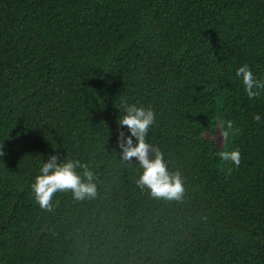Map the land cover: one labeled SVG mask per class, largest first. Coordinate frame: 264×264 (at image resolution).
<instances>
[{
	"label": "trees",
	"instance_id": "1",
	"mask_svg": "<svg viewBox=\"0 0 264 264\" xmlns=\"http://www.w3.org/2000/svg\"><path fill=\"white\" fill-rule=\"evenodd\" d=\"M244 64L264 81V0H0V264H264V90L247 97ZM132 104L154 111L180 200L121 159ZM50 155L87 165L96 197L40 208Z\"/></svg>",
	"mask_w": 264,
	"mask_h": 264
},
{
	"label": "clouds",
	"instance_id": "2",
	"mask_svg": "<svg viewBox=\"0 0 264 264\" xmlns=\"http://www.w3.org/2000/svg\"><path fill=\"white\" fill-rule=\"evenodd\" d=\"M236 76L242 80L250 100L258 97L261 94L260 90H264V81L254 78L248 64L240 66ZM125 112L126 114L121 116L118 124L126 127L130 135L126 136L124 131H119L118 147L122 150L120 156L123 161L131 162L135 158L143 170L136 181L137 186L141 189H149L151 196L156 199L180 200L185 191L181 173L179 171L170 173L162 151L146 142L149 129L155 122L154 111L150 107H138L132 104L125 105ZM253 118L257 123H264L259 114H254ZM238 131L234 122L228 120L226 129L221 132V135L224 139H228L230 135ZM133 138H135V144ZM150 153L153 154L152 157ZM3 155L2 146H0V156ZM217 155L220 159L233 162L236 167L240 166L239 150L219 151ZM77 168L83 169L82 174L77 173ZM39 172L40 174L35 177L30 187L35 202L46 211L52 210V199L57 192L71 191L73 198L77 201L95 198L97 195L94 172L79 161L68 159L61 163L58 162L56 155H50Z\"/></svg>",
	"mask_w": 264,
	"mask_h": 264
},
{
	"label": "rangeland",
	"instance_id": "3",
	"mask_svg": "<svg viewBox=\"0 0 264 264\" xmlns=\"http://www.w3.org/2000/svg\"><path fill=\"white\" fill-rule=\"evenodd\" d=\"M207 136L209 138H211L218 147L222 146L223 137H222L221 132L218 128L212 134L207 133Z\"/></svg>",
	"mask_w": 264,
	"mask_h": 264
}]
</instances>
